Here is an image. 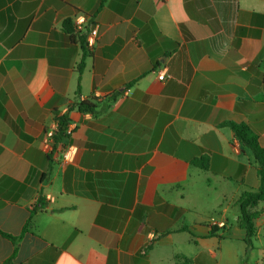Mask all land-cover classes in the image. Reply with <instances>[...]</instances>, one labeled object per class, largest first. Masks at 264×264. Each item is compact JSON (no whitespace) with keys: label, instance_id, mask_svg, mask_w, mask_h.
I'll return each mask as SVG.
<instances>
[{"label":"crops","instance_id":"obj_1","mask_svg":"<svg viewBox=\"0 0 264 264\" xmlns=\"http://www.w3.org/2000/svg\"><path fill=\"white\" fill-rule=\"evenodd\" d=\"M55 110L71 133L50 164ZM226 122L264 148V0H0V264H264V212L251 246L237 225L256 165Z\"/></svg>","mask_w":264,"mask_h":264},{"label":"trees","instance_id":"obj_2","mask_svg":"<svg viewBox=\"0 0 264 264\" xmlns=\"http://www.w3.org/2000/svg\"><path fill=\"white\" fill-rule=\"evenodd\" d=\"M63 30L72 35V41L76 40L79 42L82 49V60L79 64L80 70L79 75L82 72L83 64L85 58L88 56V45L86 42L87 29L84 32L78 31L72 24L71 20H65L62 24ZM79 95L76 96L75 101L68 109V112L76 109L80 113H90L96 114L105 112L110 104L115 100L117 94H112L110 96L105 97V102L100 105L97 99L91 98L89 100H79ZM54 121L56 123V130L52 136V149L47 155V158L51 164L52 158L55 154L59 153V151L64 147L65 141L68 137L66 134V130L70 123V119L66 114H60L58 111L53 112ZM222 126L228 127L234 134V137L238 140L243 150L250 153L252 156L254 163L257 169V175L259 178V187L255 191H248L242 194L240 199L237 202L239 207L240 216L237 225L243 229L246 233L245 242L248 246H251L252 239L256 235L255 228V220L257 217L264 212V209L256 210V207L264 202V148H261L258 144V138L255 133L245 124H236L232 122H226L222 124ZM42 198H38L36 201L41 205ZM38 209L33 210L32 212L37 211ZM214 230V229H213ZM212 230L211 234H214ZM223 233L224 228L220 229ZM3 236L11 239L13 242L17 240V238L11 237L9 235ZM4 264H12L10 260L4 262Z\"/></svg>","mask_w":264,"mask_h":264},{"label":"built area","instance_id":"obj_3","mask_svg":"<svg viewBox=\"0 0 264 264\" xmlns=\"http://www.w3.org/2000/svg\"><path fill=\"white\" fill-rule=\"evenodd\" d=\"M85 23V17L84 16H78L76 19H75V28L77 29V30H80L81 29V27H82V25ZM96 35V32H95V30H91V32H90V34H89V40H88V44H91V42H92V40H93V37ZM87 44V45H88ZM169 76L167 75V74H164V76H163V78L165 79V78H168ZM70 133H71V131H70V129L69 128H67V130H66V134L67 135H70ZM53 134H54V132H50L49 134H48V138L51 140V142H52V136H53ZM69 154H68V152H64L63 153V158H64V160H67V159H69ZM219 226V228H222L223 226H224V224H219L218 225Z\"/></svg>","mask_w":264,"mask_h":264}]
</instances>
